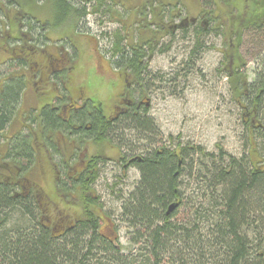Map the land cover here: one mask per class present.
<instances>
[{
  "label": "trees",
  "instance_id": "16d2710c",
  "mask_svg": "<svg viewBox=\"0 0 264 264\" xmlns=\"http://www.w3.org/2000/svg\"><path fill=\"white\" fill-rule=\"evenodd\" d=\"M51 1L60 9L58 30L71 26L74 34L92 12L112 13L109 0H96L91 11L90 0H24V5L19 0H0L7 18L4 23L0 13V51L8 54L4 61L9 71L7 75L0 71V141L17 121L28 86L41 94L51 84L57 96L41 112L19 118L26 134L20 131L0 143V264H264V59L262 70L249 83L240 55L246 29L264 33V0H256L260 9L256 6L246 21L242 10L239 24H233L235 39L225 44L219 69L230 80L242 112L249 146L242 158L221 148L211 154L202 145L182 146L180 141L175 148L172 137L164 143L149 117L148 104L131 99L156 78L150 72L159 49L154 38L129 45L128 35L121 30L100 34L109 44L103 52L98 42L97 50L122 78L123 97L114 100L120 104L116 107L90 99L80 103L81 88L77 95L70 89L76 70L73 60L57 48L65 62L56 60L48 49V22L27 10L29 4ZM10 7L15 9L13 16ZM209 15L207 28L202 18L192 22L185 18L175 26L171 22L172 40L164 51L172 48L176 33L183 41L194 37L189 60L194 63L204 52L203 38L223 34L221 26H214L215 11ZM70 48L77 56L76 45ZM53 79L58 84H52ZM126 137L136 138L141 145L132 148ZM91 143L116 144L112 147L119 154L111 160L104 154L89 156L82 147ZM41 157L53 163L55 200L30 178L47 162ZM108 161H116L126 172L134 168L140 173L133 193L120 199L122 221L135 231L132 245L137 254H122L115 234L118 226L95 191L100 166ZM173 204L178 207L168 215ZM187 205L193 208V222L177 221L179 210ZM78 206L83 207L81 214L69 212Z\"/></svg>",
  "mask_w": 264,
  "mask_h": 264
},
{
  "label": "rangeland",
  "instance_id": "374dc122",
  "mask_svg": "<svg viewBox=\"0 0 264 264\" xmlns=\"http://www.w3.org/2000/svg\"><path fill=\"white\" fill-rule=\"evenodd\" d=\"M19 1L24 5V0ZM112 1L115 3L112 4L111 0L108 1L112 13L102 15V12L107 9H103L101 13L94 14L92 12L93 14L88 16L85 24L80 26L78 34H74V29L71 26L58 30V17L61 14L54 1L35 6L29 4L28 6L27 10L32 12L38 20L48 22L49 27L46 35L51 41L48 43V49L55 54L57 58L55 59L59 62L64 60L61 57L63 54L58 52L57 48L73 60L70 62L71 64L74 63L76 70L71 81V93L77 95V88H81L83 96L80 97V103L90 99L95 104L101 103L106 106L112 102L114 107L119 106L120 104L114 100L119 99V96L123 97L121 94L125 86L121 81L122 78L115 75L117 73L110 69L109 64L101 58L102 56L97 50L98 42H101L100 48L103 52H106L109 44L102 41L100 34L121 30L122 33L128 35L129 45L137 43L141 39L147 41L154 38L158 42L159 49L153 58L150 72L156 78L151 80L143 92H135L131 99L135 101L140 99L143 103L148 104L149 117L152 118L164 143H168L169 138L172 137L176 140L175 148L180 141L182 146L202 145L211 154H218L219 148H221L233 157L242 158L248 155L249 146L245 144L246 135L242 128V112L238 99L230 88V80L225 74L219 73V69L223 68L221 62L224 57L222 51L226 47L225 44L229 41L233 42L235 39L232 33L235 28L233 24H239V16L244 13L242 11L244 8L247 13L244 17L245 21L250 19L251 14L256 11L254 9H257L256 6L259 7L256 0ZM213 1L215 5L212 3ZM90 2L91 11L96 6L97 1L90 0ZM0 3L5 6L3 2ZM204 3L207 4L204 6ZM162 5L164 7L160 10ZM236 8L238 11L235 10ZM262 8L264 9L263 6ZM14 11L15 9L11 8V16L14 15ZM203 11L207 12V17H210V11H215L213 18L217 19L214 21V26L216 28L221 26L223 34L218 36L211 34L207 39L203 38L205 39V47L202 50L204 52L198 54L192 64L189 60L196 42L194 37L183 41L181 34L176 33V39L171 45L172 48L169 51H164L172 40V37L168 36L172 26L171 22L175 26L185 18H188L189 22L201 19L205 15L202 13ZM0 13L2 21L6 23V15L1 10ZM65 20L67 21V19ZM69 22L68 20L66 25ZM162 25L163 28L160 29ZM149 26L152 27L149 28ZM66 37H69L74 43L63 41ZM70 44L76 45L79 49L77 56L71 50ZM125 44L127 45L126 42ZM163 51L164 53H162ZM7 55L0 51V71L5 75L9 72L4 61ZM240 55L243 56L246 66L243 73L248 82L253 83L257 77V71H261L263 66L264 33L255 32L253 28L246 29ZM59 65L58 63L57 68ZM58 81L53 79L51 82L58 84ZM83 87H85L84 90ZM49 88L51 89L40 94L34 91V87L28 86L19 108L17 121L7 130L4 139L0 141L1 144L5 143V139L8 140L18 135L20 131L23 134L27 133V130L22 131L24 124H21L22 119L19 118H27L31 114L39 113L45 104L53 102L57 96L51 84H49ZM126 139L129 140V145L132 148L138 149L141 145L134 137H126ZM112 146L91 143L83 146L82 151L88 152L89 156L104 154L111 160L117 158L119 154L118 149ZM43 161H47V158ZM52 164V162L47 161L40 168L38 166L35 172L30 173V178L34 184L55 200L58 195L55 184L56 173L52 171ZM100 168L102 173L95 186V191L101 197V204L104 205L105 212L109 214L115 226H118L119 230L114 231L119 239L118 245L125 256L137 254L135 253L137 247L132 245L135 231L129 229V226L122 221L124 203L120 199L126 200L133 193L139 183L140 173L134 168H128V172H126L116 161L102 163ZM82 208L81 206L73 207L69 212L81 214ZM192 215L193 208L191 209L187 205V207L179 210L176 220L189 222L192 220L193 222Z\"/></svg>",
  "mask_w": 264,
  "mask_h": 264
},
{
  "label": "water",
  "instance_id": "95a60500",
  "mask_svg": "<svg viewBox=\"0 0 264 264\" xmlns=\"http://www.w3.org/2000/svg\"><path fill=\"white\" fill-rule=\"evenodd\" d=\"M177 207H178V204L171 205L170 208H169V210H168V215H171V213H173V211L175 209H177Z\"/></svg>",
  "mask_w": 264,
  "mask_h": 264
},
{
  "label": "flooded vegetation",
  "instance_id": "af4514ba",
  "mask_svg": "<svg viewBox=\"0 0 264 264\" xmlns=\"http://www.w3.org/2000/svg\"><path fill=\"white\" fill-rule=\"evenodd\" d=\"M202 18H203V21H206V19H207V14L203 15ZM202 24L204 25V27L207 28V24H208L207 21L204 22V23L202 22Z\"/></svg>",
  "mask_w": 264,
  "mask_h": 264
},
{
  "label": "crops",
  "instance_id": "0c3cea01",
  "mask_svg": "<svg viewBox=\"0 0 264 264\" xmlns=\"http://www.w3.org/2000/svg\"><path fill=\"white\" fill-rule=\"evenodd\" d=\"M28 12H29V11H28ZM29 13H30V12H29ZM14 33H15L16 35H18V33H17L16 31H15Z\"/></svg>",
  "mask_w": 264,
  "mask_h": 264
}]
</instances>
